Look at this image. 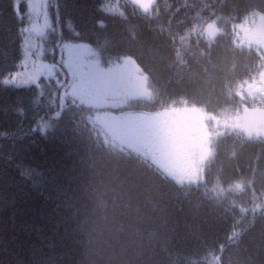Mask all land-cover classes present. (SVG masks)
<instances>
[{
  "label": "trees",
  "instance_id": "trees-1",
  "mask_svg": "<svg viewBox=\"0 0 264 264\" xmlns=\"http://www.w3.org/2000/svg\"><path fill=\"white\" fill-rule=\"evenodd\" d=\"M48 8L45 57L59 62L63 42H80L105 65L131 58L150 91L131 107L182 101L217 113L257 104L235 89L258 75L264 54L237 40L232 23L264 14V0H154L146 11L129 0H48ZM213 19L221 31L209 40L201 29ZM21 27L13 0H0V264H264V138L226 128L202 178L179 183L108 144L87 107L62 100L68 75L3 83L18 67ZM147 122L138 130L161 129ZM165 137L149 136L174 172L175 141Z\"/></svg>",
  "mask_w": 264,
  "mask_h": 264
},
{
  "label": "rangeland",
  "instance_id": "rangeland-1",
  "mask_svg": "<svg viewBox=\"0 0 264 264\" xmlns=\"http://www.w3.org/2000/svg\"><path fill=\"white\" fill-rule=\"evenodd\" d=\"M129 1L146 11L154 0ZM19 2L23 3L22 10ZM13 9L22 21L21 57L18 67L3 77V83L26 86L38 84L41 77H58L60 73L64 78L70 76L67 88L60 90L66 92L62 94V100L70 99L87 107L90 120L108 144L146 156L165 174L179 178L175 179L179 183L196 182L202 178L212 139L226 128L238 129L247 137L264 138V60L254 79L236 85L240 97L257 103L255 106L241 104L213 113L178 101L157 110L137 109L131 107L130 100L146 97L150 91L145 74L131 58L124 57L105 65L91 46L63 42L59 47L60 61H50L45 57L44 42L51 26L48 0H13ZM217 20L202 26V34L209 40L221 31ZM232 28L237 40L245 46L259 47L264 54V14L251 12L241 21L233 22ZM50 52L55 54L53 50ZM147 120L159 121L161 129L138 130V125L146 126ZM155 131H158V137L166 134V145L175 141V151L169 156L168 167L177 174L162 166L163 150L155 152V146L151 145L153 139L149 136ZM184 159L188 162V165L185 163L186 172L179 171V163Z\"/></svg>",
  "mask_w": 264,
  "mask_h": 264
}]
</instances>
